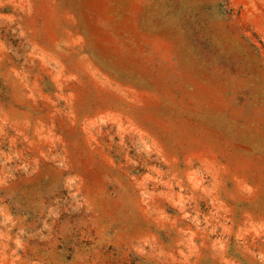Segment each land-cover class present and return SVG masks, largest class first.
I'll return each mask as SVG.
<instances>
[{"label": "rangeland", "instance_id": "1", "mask_svg": "<svg viewBox=\"0 0 264 264\" xmlns=\"http://www.w3.org/2000/svg\"><path fill=\"white\" fill-rule=\"evenodd\" d=\"M0 264H264V0H0Z\"/></svg>", "mask_w": 264, "mask_h": 264}]
</instances>
